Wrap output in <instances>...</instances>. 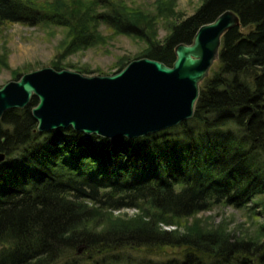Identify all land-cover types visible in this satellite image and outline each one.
<instances>
[{"label":"trees","instance_id":"1","mask_svg":"<svg viewBox=\"0 0 264 264\" xmlns=\"http://www.w3.org/2000/svg\"><path fill=\"white\" fill-rule=\"evenodd\" d=\"M175 1L157 0L154 12L126 0H0V25L64 30L52 59L58 69L69 65V55L107 45L114 34L145 41L134 58L172 65L175 47L191 42L202 24L229 8L241 20L223 35L218 64L200 85L193 116L177 125L113 138L71 126L38 130L32 113L37 96L5 111L0 264H78L72 256L81 246L93 255L133 243L152 254L183 246V258L164 264H202L207 256L264 264V222L257 236L234 239L225 225L207 226L199 217L187 221L222 203L253 214L264 208V0H202L192 14L169 21L160 39L158 17L176 14ZM102 24L114 32L104 33ZM129 59L121 58L114 72ZM0 66L10 67L3 52ZM78 70L92 72L87 66ZM12 71L19 79L20 70ZM125 207L141 213L114 215ZM183 221L186 231L179 228Z\"/></svg>","mask_w":264,"mask_h":264},{"label":"water","instance_id":"2","mask_svg":"<svg viewBox=\"0 0 264 264\" xmlns=\"http://www.w3.org/2000/svg\"><path fill=\"white\" fill-rule=\"evenodd\" d=\"M240 22L235 10H224L202 24L191 42L175 47L172 65L144 56L111 74L53 66L25 72L0 86V119L37 96L32 113L40 131L71 126L116 138L177 125L193 116L200 85L219 59L223 35ZM5 158L1 151L0 161Z\"/></svg>","mask_w":264,"mask_h":264},{"label":"rangeland","instance_id":"3","mask_svg":"<svg viewBox=\"0 0 264 264\" xmlns=\"http://www.w3.org/2000/svg\"><path fill=\"white\" fill-rule=\"evenodd\" d=\"M126 1L139 9L157 11V0ZM201 3L202 0H176L174 6L175 11H177L176 14H170L168 18L162 15L158 17V37L163 39L166 36L169 21L176 22L179 18L192 14ZM253 27V25L241 26V30L248 32ZM100 29L106 34L114 32L105 24H102ZM63 35L64 30L61 27L49 28L41 24L27 25L18 22L0 25V52L6 55V59L10 64V67L0 66V86L11 79H15L13 69H18L23 74L44 66H53L52 59L57 52L58 43ZM145 45L143 39L125 34H114L107 45H95L69 55L65 60L69 64L66 65V68L79 71L78 69L81 66H87L92 69V72H84L85 74H111L118 68L117 63L120 62L121 58L125 57V61L130 58L128 64L135 59L134 57L142 51ZM217 64L218 60L215 61L212 67H216ZM258 209L261 213L253 214L247 208H238L222 203L214 205L208 210H202L196 216H190L187 221L191 223L195 217H199L207 226L221 225L223 227L225 225L226 230L231 232L234 239L238 237H255L260 223L264 222V208L262 206ZM139 213H141V210L138 207H125L114 210L115 216L121 215L127 218L134 217ZM103 219L104 217L101 218V220ZM187 221H183L179 227L183 231H186L183 228L188 224ZM163 226L168 229L176 228L175 225L163 224ZM80 248L81 251L76 250L72 256V258L78 259V264H164L172 258H183V246L169 245L165 250L162 249L154 254L150 253L146 246L134 243L133 246L125 245L106 252L97 253L96 251L93 255H90L92 253L87 247L82 248L81 246ZM252 260L253 263L251 264H258L254 258ZM221 263L229 264V262L211 256L204 257L202 261V264ZM56 264H62V260L56 262ZM233 264H237V262L233 261Z\"/></svg>","mask_w":264,"mask_h":264},{"label":"flooded vegetation","instance_id":"4","mask_svg":"<svg viewBox=\"0 0 264 264\" xmlns=\"http://www.w3.org/2000/svg\"><path fill=\"white\" fill-rule=\"evenodd\" d=\"M239 15V14H238ZM240 17V16H239ZM241 21V20H240ZM241 25V22H240V24L238 25V26H240ZM237 26V25H236Z\"/></svg>","mask_w":264,"mask_h":264}]
</instances>
